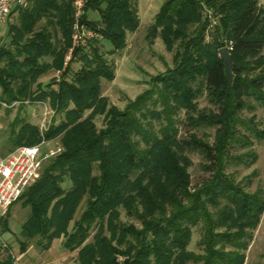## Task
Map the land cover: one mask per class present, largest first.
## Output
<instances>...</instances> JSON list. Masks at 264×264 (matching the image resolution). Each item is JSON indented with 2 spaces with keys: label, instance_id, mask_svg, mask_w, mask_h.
<instances>
[{
  "label": "trees",
  "instance_id": "1",
  "mask_svg": "<svg viewBox=\"0 0 264 264\" xmlns=\"http://www.w3.org/2000/svg\"><path fill=\"white\" fill-rule=\"evenodd\" d=\"M72 11L71 0H28L0 38V104L48 100L62 116L43 133L46 140L58 139L62 151L18 198L29 209L21 234L41 239L44 249L63 238L65 249L77 250V264H243L264 198L245 191L225 169L254 157L249 150L231 153L236 144L249 148L251 137L264 136L254 113L241 115L256 104L264 112V7L258 0H164L148 38L161 37L169 51L177 47L174 65L151 77V86L124 109L101 95L100 80L111 81L115 73L97 41L89 51L74 48L64 65ZM89 11L99 19H89ZM83 20L110 43L109 53L123 49L127 32L139 25L130 0H87ZM224 46L231 82L218 55ZM73 62L79 67L71 74ZM57 70L58 81H39ZM154 95L161 105L151 111L160 123L158 133L140 118ZM202 95L214 108L199 107ZM179 110L188 130L214 127L213 142L196 132L179 135L172 117ZM100 114L104 124L97 128ZM38 139L37 126L29 122L10 137L17 147ZM187 150L200 152L210 170L193 187ZM120 208L140 226L121 222ZM6 218L0 217V233L9 231ZM198 222L204 230L202 255L187 249ZM25 245L20 243L22 252ZM4 251L0 247V264H13Z\"/></svg>",
  "mask_w": 264,
  "mask_h": 264
},
{
  "label": "rangeland",
  "instance_id": "2",
  "mask_svg": "<svg viewBox=\"0 0 264 264\" xmlns=\"http://www.w3.org/2000/svg\"><path fill=\"white\" fill-rule=\"evenodd\" d=\"M135 8L139 18V25L133 32H127L126 45L123 49L114 53H109L111 45L103 38L99 39L98 45L100 50L105 54L106 60L114 68V79L107 81L102 78L101 95L106 98L109 105H114L119 109H124L128 102L135 99L139 94L151 86V77L170 69L174 65L173 56L175 49L167 50L161 37L157 36L152 41L148 38V27L153 23L155 14L158 12L164 0H130ZM261 7H264V0H258ZM88 17L91 20L99 19L97 12L89 11ZM7 25L0 29V33H5ZM2 34V35H3ZM209 39V35L207 36ZM264 54V49L262 50ZM78 64L73 62L71 65V74L78 68ZM55 72H49L43 75L39 80L42 84L48 83L52 78L56 81ZM157 99L154 95L145 103L146 108L144 117H140L145 127L153 132L158 133L160 123L151 116V111L160 110L161 105L154 103ZM197 102L199 107H211L204 95L198 97ZM88 111H86V114ZM255 114L256 120L260 123V127L264 129V112L263 108L255 105L253 112L243 110L241 115L249 117ZM61 115L54 112L49 101H16L12 105L0 104V159L4 158L8 153L14 150L17 146H13L10 137L12 130H18L23 122H29L36 125L38 128L39 139L41 141L40 125L44 121L46 129L52 124H57L61 119ZM175 124L179 128V135H186L188 132H196L198 136L207 135L210 142H213L214 127L198 128L188 130L187 125L183 123L185 114L183 110L176 111L172 115ZM150 122L151 127L146 125ZM97 128L104 124L103 115H98L95 118ZM140 145L143 144L139 136H134ZM252 145L243 146L240 143L236 144L231 153H242L244 151H252L254 157L245 162H230L226 166V173L230 174L234 180L244 188L245 191L252 193L258 192L264 198V136L262 138L251 137ZM26 144V143H22ZM21 145V144H20ZM45 147H54L59 145L58 139L45 140ZM186 155L191 160V165L188 168L190 174L191 187L201 183L204 179L210 176V170L205 167L207 162L202 154L198 151L187 150ZM48 163V162H47ZM40 170L43 171L46 164ZM97 173V170H94ZM39 174V175H40ZM22 199L10 204L7 208L0 211V217L3 219L7 215L9 231L0 233V247L2 252L7 250L13 256V264H77V250L69 251L63 247V238H55L48 249H44L39 238L26 239L21 234V224L28 216L29 209L24 207ZM84 207V201L77 208L74 220L79 217ZM120 220L124 223H133L136 227L140 226V222L134 216H128L125 210L120 208ZM73 222L70 223V227ZM95 231L93 226L91 234ZM202 222H198L191 227L190 240L187 249L191 252L202 255L204 247L202 244L203 237ZM251 239L243 253L245 260L243 264H264V212L261 214L258 224L251 231ZM25 242V250L22 252L20 243ZM44 242V241H43ZM4 249V250H3ZM4 251V253H5ZM122 260V258H119ZM185 264H202L200 260L188 261Z\"/></svg>",
  "mask_w": 264,
  "mask_h": 264
},
{
  "label": "built area",
  "instance_id": "3",
  "mask_svg": "<svg viewBox=\"0 0 264 264\" xmlns=\"http://www.w3.org/2000/svg\"><path fill=\"white\" fill-rule=\"evenodd\" d=\"M87 0H71L72 25L71 47L65 57L64 65L71 58L74 48L89 51L92 42L98 41L102 35L83 20ZM28 5V0H0V29L12 22L19 8ZM2 33H0L1 38ZM1 44V40H0ZM228 46H226L227 48ZM59 79V72L56 76ZM40 125L41 141L32 145H20L0 159V211L16 202L23 191L39 177L40 170L50 159L62 151L61 145L45 147L43 129Z\"/></svg>",
  "mask_w": 264,
  "mask_h": 264
},
{
  "label": "water",
  "instance_id": "4",
  "mask_svg": "<svg viewBox=\"0 0 264 264\" xmlns=\"http://www.w3.org/2000/svg\"><path fill=\"white\" fill-rule=\"evenodd\" d=\"M218 55L220 56L223 66H224V71L228 77V81L231 82L232 80V72H231V60H230V54L228 49L224 46L221 47L218 50Z\"/></svg>",
  "mask_w": 264,
  "mask_h": 264
},
{
  "label": "crops",
  "instance_id": "5",
  "mask_svg": "<svg viewBox=\"0 0 264 264\" xmlns=\"http://www.w3.org/2000/svg\"><path fill=\"white\" fill-rule=\"evenodd\" d=\"M59 71L57 70L55 73H54V76L56 77L57 76V73H58ZM40 82H41V80H39ZM39 102V101H38Z\"/></svg>",
  "mask_w": 264,
  "mask_h": 264
}]
</instances>
